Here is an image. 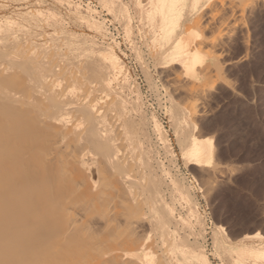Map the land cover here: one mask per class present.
<instances>
[{"label":"bare ground","instance_id":"bare-ground-1","mask_svg":"<svg viewBox=\"0 0 264 264\" xmlns=\"http://www.w3.org/2000/svg\"><path fill=\"white\" fill-rule=\"evenodd\" d=\"M129 1L130 3L136 6L135 7L136 9L138 8L137 10H139V15L141 14V16L143 17L142 19L148 21V24L151 25L150 30H152V32L158 36L155 39L160 43L161 53H159L157 56L161 57L160 60L162 61V64H160L161 62L159 63L160 66L158 69L160 70L161 68L162 70H168L167 74L165 72L164 75L166 74L165 79L167 78V80L170 82V83L166 82V83H169V86H171L170 89L172 90V87H173L174 88L173 90L175 91V93L181 92L182 95L181 93L179 95L183 97L184 96L187 97V99L185 97L183 98L185 100V103L183 104L181 103L182 105H185L184 112L186 113V115L184 116L182 112V115H181L182 121H183V117H185L184 118L185 124L188 123L187 121H190L192 123L193 128L195 127L196 129L197 121L195 122L193 120H196L198 116L206 112L204 111L205 105L208 103L209 99L210 100L212 99V98H209V97H212L211 96L212 94H210V91L213 89H214L213 91H215L216 89L213 87V85H210V83L207 81L212 77V75L210 76L208 74L210 73L212 74L213 70L211 71L210 69H208L211 72L208 71V73L206 74L207 69H205L209 63L207 64L205 62L204 52L209 53L210 49H206L207 45L206 47H202L203 45L201 44L199 45L196 44L197 46H194L195 43H202V40H206L207 36L211 38V36L206 35L207 33L203 34L205 39L203 38V36L200 37V32L199 30H197L198 28L196 29V27L199 26L198 25V23L200 22L199 19L204 20L205 22L209 20V23H210L211 21H213V19L211 21L210 19L214 18L213 16L218 14L217 12L220 11V9L223 12L229 11L231 15L233 14L232 17L234 16L235 9L238 8L239 12L237 13H242L243 9L240 10L238 7L239 4L235 5L236 2H234V0L232 1L234 2V4L229 2L231 0L229 1L227 0V2L225 0H98L100 4V8H102V10L108 11L110 13V11L114 9L119 14L122 10H123V13L127 11V6H128ZM216 1H217V5L219 6V8L216 9L218 10L217 12L216 10H214L215 8L213 6V5L216 6V4L214 3ZM242 1L245 2V0H240V2ZM240 2L238 0V3ZM243 2L242 4H240L242 7L246 5V3L249 1H246L245 4H243ZM31 3L35 4L36 2L35 3L31 2ZM41 3L43 4V2ZM201 3L204 8V9L201 8V10L202 9L206 10L208 8H210V10L212 11L214 10L213 12L209 11L210 13H208L209 9L206 10L208 16H210L209 19L205 20V18L207 17L205 16L206 13L203 11L205 13L204 15L205 17H202V18L204 19L200 18L201 15L199 14L200 17L199 18L197 17L198 19L196 21H194L196 19L195 18L191 20L190 22L186 23V21L190 20L189 19L190 15H192L193 12L197 10L198 6ZM249 3L250 4H247V6L250 5L252 8L255 6V4L260 5V1L259 3H255V2L253 4H251V2ZM211 6L214 9H212ZM241 6L240 8H242ZM250 6H248L249 7L248 10L251 8ZM78 7L82 9L81 6H78ZM7 8L8 7L6 6V3L3 4V2H1L0 0L1 15L4 17V19L6 20L8 19L7 23H5L6 22L5 20L4 22L0 20V264H210L206 250H204L202 246L198 245L194 239L192 240L191 238H189L190 236H187V234H182L184 232L183 230L184 228L182 229L183 230L182 233H179V228L180 229L182 228V227H179L180 225L182 226L185 223H189L192 221L191 223L197 224L200 227L199 231L197 229L198 232L196 231L197 232L196 234L201 236L202 227L204 226L205 216L203 213H202L203 215L201 213H198V210H199L198 206L195 204L194 200L189 194L188 187L182 184H178L176 180L172 179L173 184L176 187L177 193L179 194V196H182L184 198L186 202L185 206H188L189 212L186 213L187 217L184 219H183V216L182 218L177 217L176 215L178 214L175 212L176 213L175 215L174 213L175 208L169 206V208H166L164 214H161L162 213L161 212L160 214L157 215L156 213L155 216L157 217V219L150 220L151 225L148 221L149 220L148 218H147L148 220L144 219L143 215H141L143 216L141 217L140 215H138V213H136V208H139V209L141 208L139 204L144 199L139 200L137 196L133 195L135 193L134 191H132L133 194L129 192V188L132 187L131 185L132 183L123 184L121 181L120 183H118L119 181H116L118 183L117 184L116 182L115 183L112 182L115 185L117 184V186H115V191H116L115 195L106 197V196H102L99 194V192L102 191L101 185L104 188H107L108 186H106L107 185L106 183L110 181V184L108 183L109 187L106 189L107 191H109L110 188L113 186V184H111L112 178L109 177L110 180L106 181V177H107L106 174L108 175L110 171L112 170L108 166L112 167L113 169L114 168L116 169L117 165L127 162L129 158L125 156L127 151L125 152L124 156H119L118 153L116 154L114 147H116V149L118 150L117 145H119V148L121 147V149L123 146L121 145L122 143L120 141L118 142V144L116 143V141L117 140L122 141V138L124 136H126V138L127 136H129L131 142H133L134 145L135 144L142 145L146 140L147 142L149 141V138L148 136L146 137V133H145L146 126H145L144 118L146 120V117L144 116V114H142L140 110L141 106L140 108L137 107L139 105L138 103H140V99L135 98L136 95L135 94L133 95V92L135 91L134 85L127 80L129 78L126 79L125 72L128 71V65H126L127 66L126 67L125 66L126 62L124 60L123 61L125 63L121 61V58L119 57V54L121 52L119 53L117 46L112 44V45H108L107 47H105L106 46L105 45L104 49L106 48L107 51L104 52V49L102 51L100 50L102 52L101 53L102 55L101 58H103L102 61L100 59L99 61H96L95 57H94L95 60L93 57H84V59L82 58L75 59L74 57H72L74 59L71 58L70 60L64 57V54L63 56H60L59 50H58L59 53L55 51L56 48H53L54 46H51V44L43 48L39 47L38 45L39 41L35 40L37 39L36 38L37 36H34L35 35L34 33H32L34 35L25 34V37L24 38L22 37L23 39H20V40L19 39L17 40L16 36H14L16 38H12L13 36L12 37L10 36L11 31L8 32L7 30L10 29L9 27L11 26L13 27V24L15 25L18 24L19 26L25 28V29L23 28L22 30H28V31L29 29H32V26H29L30 22L28 21L24 22L23 19H21L23 22L20 21L19 18L23 16L21 13L16 12V10H13L7 13V10H6ZM258 8L260 9V7H257V9ZM39 9L38 10L35 9L36 10L35 13L31 10V12H33L34 14L30 13V16H33V18L35 17L36 19L38 18L40 19L41 17L39 16L42 10H39ZM43 9H45V7ZM44 11H45L44 14L53 15L52 13L46 12V10ZM245 11H244V14L246 13ZM57 13H59V11ZM113 13L114 11L112 12V14ZM229 13L226 12V14H229ZM75 14L77 15L76 12ZM246 14H248V11ZM257 14L259 15V13ZM231 15L229 14V16ZM236 15L237 14H235V17H234L235 19L237 18L242 19L241 16L243 14L242 15L239 14L240 17L239 16L237 17ZM196 16L197 14L195 15V17ZM223 16L221 15L220 18L218 17L219 18L218 21L216 18L217 16H215L216 23L219 25L221 24V26L223 24L226 25L227 19L230 20L229 16L227 17L226 16L223 17ZM222 17H223V20H221ZM43 18L44 16H42L41 20L43 22H46L47 20ZM224 18L226 21L224 20ZM234 18L232 20H234ZM78 19H79L78 21H80L81 18H78ZM238 19L236 20V23L237 21L241 22L243 20V19L242 20L241 19L238 20ZM219 20L225 21V23L223 22L222 24ZM96 21H97V18H96ZM192 21L194 22L192 23ZM1 22L3 24L5 23L6 25L5 26L2 25ZM143 22L142 24H144ZM239 22L237 23V26L239 24L238 29H241ZM116 23H118V21ZM137 23H139V21H137ZM201 23L199 24L201 25ZM230 23H232V21H230ZM236 23H232V24H236ZM241 23H243V21ZM18 25H17V28H18ZM51 25L50 27H48L49 31L53 29ZM203 25L204 24H202L201 27ZM219 25H217L216 27H219ZM212 26L213 28L215 27L214 23H212ZM232 26L230 28L234 29L235 25L233 27ZM36 27L38 26L36 25ZM206 27L205 29L207 30L203 32H209L210 30H212L214 32L221 31V33H224L222 32L223 30H220L221 27H219L220 29L214 28L216 29V31L212 27H208L209 28V31H208V28ZM223 27H224L225 35L227 36V34H230V32L226 31L225 26ZM226 27H229L228 24L226 25ZM202 29L203 27L200 30L201 34L203 33ZM19 30L20 29H18V31ZM139 30H140V33L143 31V30L141 31V28ZM28 31L27 33H29ZM106 31H108V29ZM69 32L67 31L65 33H69ZM127 32L128 30L126 29V33ZM146 32L144 31L145 34ZM214 32H211L213 37L215 36V34L217 35V37H220L223 35V34L218 35L219 32L218 33L217 32L214 33ZM232 32L234 31L231 30V33ZM238 32H240L241 34V30L240 31L238 30ZM246 32L248 33V30ZM92 33H94V31ZM136 33L137 32H135V35ZM131 34L132 33H130L129 35ZM147 34L150 35L149 31ZM40 35H44L43 31H42V34ZM57 35L59 34L57 33ZM74 35L76 37L77 32ZM103 35L104 34H102V36ZM65 36L67 35L65 34ZM131 36L130 38H133ZM234 36H237V34ZM55 37L57 36L55 35ZM237 37H239V34ZM130 38L127 36V39H130ZM220 38L222 39V37ZM228 38L230 39V37H227V40ZM246 38L247 37L243 39H246ZM221 39L219 41H221ZM53 40L56 41L55 39ZM137 40H139V37ZM197 40L200 42H196ZM231 40H233V37L232 39H230V41ZM234 40L232 42H234ZM46 41L49 42L48 39ZM207 41L209 42L210 40H206L205 42ZM215 41L216 39L213 40L212 43H214ZM245 41H247V39L240 43H244ZM43 42L44 41H42V43ZM143 42H145V40ZM217 43H221V42L217 41ZM246 43L247 42H245L244 44L246 45ZM68 44L69 43H67V45ZM153 45L156 46V49L154 50L156 52L157 48L159 47L157 45L159 44L157 45L152 44V46ZM221 45L219 46L221 47ZM225 45L228 46V44H225ZM234 46H236V44H234ZM242 46L243 45H241V47ZM76 47L78 46L76 45ZM150 47L151 46H149V48ZM201 47L204 49V52H202ZM66 49L67 51L69 50V45H68V48ZM213 51H211V53L214 54ZM228 51H230V48ZM243 51L249 52V51H246V48ZM64 53L67 54L66 51ZM225 54L227 55V53ZM222 55H224V53L221 54V56ZM214 56H216V54H214ZM152 57L154 56L152 55ZM244 57L246 58V55ZM218 58L217 60H219ZM236 60L238 59L236 58ZM229 61H232V60H230L229 58L228 63ZM220 62L222 63V61L220 60L218 66L221 65V67L220 66L219 67L224 68L222 66L223 63L221 64ZM140 63L142 62L140 61ZM172 65L173 66L177 65V66L174 68ZM209 66L210 64L208 65L207 68H212ZM177 67H179V69ZM87 68H90V70L92 71L91 74L89 75L90 77H92L89 83L86 81V74H87L86 71H88ZM159 70L157 71L159 72ZM79 71H83V73H80ZM179 71L182 73V76H180ZM202 71H204L206 75L205 74L202 75ZM161 73L162 72L158 74H161ZM215 74L217 75V73L213 74L214 79H216ZM164 75L162 73L161 76H164ZM204 76L205 77L207 76V79H205ZM218 76L219 75H217V79H219ZM221 78L222 79L224 78L223 80H226L225 78L227 77L222 76ZM214 79L209 80V81H213L212 83L214 84ZM222 79H219V80L223 82ZM167 80H164V81H167ZM202 80L205 82L207 81L208 83L205 84L204 82L205 85L198 84V82L203 83ZM186 83H190L191 85L189 86V84H187L188 86H185ZM228 83L230 84L231 82H228ZM162 84H164V82ZM222 84L224 85L225 81ZM163 86L161 87L164 88ZM220 87L218 88L220 89ZM122 89L130 90V92L127 94V97L124 94L126 98L124 97V95L122 96V93H123ZM174 91H171V92L174 94ZM233 93L235 92L233 91ZM215 95L216 94H214V96ZM175 96L176 97L174 98H177V95ZM188 99H190L189 100L190 104H188L187 102ZM169 100L173 102V98L171 95L169 96ZM180 100H181V97L179 99V102ZM183 101L181 100V102ZM126 103H130V106L131 107L133 106L134 111L138 108V111L140 112V115H141V118H139L137 122L135 120L132 121L130 125L132 129L126 128V126L120 125L114 122L112 124L111 123L108 124V121L110 122L113 116L114 115L116 116L117 114L115 112L116 105L120 104L119 112L122 111L124 113ZM200 108H202V111H199ZM116 111L118 112V110ZM130 112L131 111H129V113ZM167 112L168 111H166V115L169 114V113L167 114ZM208 112H210V110H207V115L209 114ZM137 114L139 113L137 112ZM123 116L125 117L127 115H123ZM151 117L154 122L153 130L155 131V134H158L157 136L160 139H163L165 142L166 134L160 128L159 121L153 115L149 116V119ZM123 120H125V118ZM126 120L128 121L130 119L126 118ZM130 122L128 123L130 124ZM176 122L177 120L174 121V124H176ZM171 124L174 126L173 122ZM187 127H188V124H187ZM197 128H198L197 130H199L198 135L201 136L200 134L201 127H197ZM82 138L86 139V142L88 143L87 146H89L93 150L96 149L95 154L96 155L98 154L96 161L99 162L101 166L99 164L98 165L101 168L98 166L94 167L93 164H91L89 160H87V158H85L81 154L82 153L81 151L83 150L80 151V149H85L81 147L80 145L81 142L79 140H82ZM127 141L125 140V142ZM178 141L179 143L184 144L183 147L181 145L180 146L182 147L181 149L182 155H183L182 158L186 159L187 161L186 164H191V165L194 164L195 166L196 165L199 166L200 168L199 167L197 168L200 169L199 174L201 175L204 172H206L205 169H203V162L208 158V156L210 155V152L213 150L212 145H211L212 143L208 142L207 140H200V138L196 137L194 134H186L180 137ZM167 143H164V145H166ZM130 145L132 144L130 143ZM168 145L170 144L168 143ZM160 146H161V143H160ZM134 147L135 146L132 145L133 151H134ZM147 148H148V145H147ZM63 149H66L67 151ZM123 149L120 150V154H122L121 152L123 151ZM165 150L167 151V149ZM137 151L138 150L134 152H137ZM132 154L136 155V153H133V152ZM141 156H142V153H141ZM153 156L154 155H152V157ZM135 157L134 159H136ZM138 160L144 163V160L146 159H138ZM148 161H150L149 158H148ZM130 162L131 161L129 160V163ZM138 164H141V163H138ZM124 165L125 167H127L125 170H128V171H122V172L123 173L125 172L126 174L127 172H129L130 174V172H133L134 170L137 169L135 167L136 169L134 170L132 169L133 171H131V169H129L130 164L129 166L128 164L127 165L124 164ZM147 166L150 167V165L148 164ZM212 167L213 166L209 167V169L214 168ZM118 168L117 170H119ZM148 169L149 168H147L146 173L150 172L148 171ZM209 169L207 171V174L209 172ZM103 172H105V175L103 174ZM136 173L138 172L136 171ZM161 173L162 172H160V174ZM102 175L106 177H103ZM113 175L114 173L111 174L110 176H113ZM120 175L122 174L121 173L119 174V178L121 179L126 177L125 175L124 177L123 176L120 177ZM130 175H128V178H130L129 177ZM212 175H208V176L211 177ZM116 176L117 174H115V177ZM101 177H103L102 180H104V182L106 181V183H104L101 180ZM137 177H142V176H137ZM143 178H144V175H143ZM148 178L150 179L149 176ZM158 178L159 177H157V180ZM99 181L100 182L102 181L106 185L101 184L102 182L100 183ZM150 181L151 180H149L148 182L152 184ZM203 181L201 182L203 183L202 185H204ZM164 182L165 181H163V183ZM144 184L146 185V183ZM154 187H156L155 183H154ZM140 188L142 189V187ZM152 188H151V191L153 192ZM169 189H171V187ZM111 190H113V188H111ZM133 190H134V187H133ZM147 190H148V187H147ZM107 191L106 193L109 194V192ZM151 191L150 192L148 191V192L151 194ZM155 195L156 194L154 193V196ZM154 200H158V199H154ZM145 202H147V200ZM148 203H150L151 205L150 200ZM147 205L149 206V204ZM141 206H143V204H141ZM156 207L158 206L156 205ZM142 208L140 209L141 211H142ZM139 209H138V212H139ZM192 216L193 218L195 217V219H192L191 218ZM145 223L146 224L149 223V225L154 228L153 232L156 233V238L155 240L152 239L153 241L151 240V238H154V237H151L150 235H148L150 236L149 242L152 241L151 244H148L149 243L148 239H146V237L143 235V233L146 232L145 230H143V226ZM215 225L216 224H214V227L212 226L213 229H211L213 231L212 235L214 236L212 241H213L214 250H217L219 252L220 251V246H219L220 243L218 241L219 237L217 236V234L214 235V232L216 231L218 232L217 228H215L216 227ZM212 227L208 228L209 232H210V228ZM192 230H193V233L195 234L194 229ZM252 236H258L259 239L261 238L257 245L251 244L250 240L252 239ZM221 237L226 242L225 246L229 249L232 248L235 251L234 252L235 259L233 260L234 264H264V236L263 235H260L259 233H255L252 235L246 234V235H243L240 239L236 240L235 242H231V240L226 239L224 236H221ZM254 242L256 241L254 240Z\"/></svg>","mask_w":264,"mask_h":264},{"label":"rangeland","instance_id":"rangeland-1","mask_svg":"<svg viewBox=\"0 0 264 264\" xmlns=\"http://www.w3.org/2000/svg\"><path fill=\"white\" fill-rule=\"evenodd\" d=\"M8 1L10 4L8 3ZM46 1H48V2H46ZM225 1L227 2V0H225ZM232 1L233 0H231L229 2H231L233 4H234V2H236L235 5H238V4L240 5L243 2V1L240 2V0H239L240 3H238V0L237 1L234 0V2H232ZM246 1L251 2V4H253L254 2L259 3V1H260V5L255 4V6L253 8L250 5H248L252 8V10H251V8L249 9L253 12L252 13L251 11L248 10L249 7L247 6V4H250V3L249 2L246 3ZM253 1L245 0V2H243V4L246 3V5H244L243 7L240 5L242 8H240V6L238 5L240 10L243 9L242 10L243 12L241 11L242 13H237V12H239V10L237 8L234 10L236 13L233 11L234 12L233 17H232L233 14L231 15V13H229V11L225 10L231 16H229V14H226V12H223L221 9H220V11L216 10L217 8H219V6L217 5V1L214 2L216 4V6L213 5L215 9L212 8V6H211V8L216 10V12L218 11L217 12L218 14L214 15L213 16L214 18H211L210 21L213 19V21H211V22L214 23V26H215L214 28L217 29V28L221 27V29L220 28L219 29L223 30L222 32H224V33H221V31L220 32L216 31V29L213 28L212 23L211 22H210L211 24L209 23V20L205 22L204 20L199 19V21H200L199 23L202 22L201 25L204 24L202 26L203 27L202 32L207 30V29H205V27L209 24L206 28L212 27L217 33L218 32L220 33V34L218 33V35L223 34L222 36H220V37H222L223 40L220 37H217L216 34H215V36H214L215 38H214L212 36V33H211L214 31H212V30L209 31V28H208L209 32H203L201 34L200 30L202 27L198 23L199 26L196 27V29L198 28L197 30H199V32H200V37L203 36V38H204L203 34H205V33H207L206 35L211 36V38H209L207 36L206 40H210L209 42L208 41L205 42L206 40H202V43H195V45H194V46H197V45L201 44V45H203L202 47H206V45H207L206 49H210L209 53H207V52H204V49L201 47L202 52H204V55H205V62L207 64L208 63L210 64L209 67H212V68H207L209 65L208 64L206 66V68L205 67H203V68L207 69L206 74L209 71L208 69H210L211 71L213 70L212 74L211 73L208 74L210 76L212 75L211 78L209 77L210 78L209 80L214 79L213 78L214 73H217V75H219L218 76L219 79H222L221 78L222 76L227 77V78H225L226 80H223L224 79L223 78L222 79L223 82H222L221 80L217 79V75L215 74L216 79H214V84L212 83L213 81L207 80L210 83V85H213V87L216 89H215V91H213L214 89L210 91V94H212L211 95L212 97H209V98H212L213 100L209 99L208 103L205 105L204 111H206V112L201 114L200 116H198L199 118L197 117L196 120H193L195 122L197 121V124L195 123L197 125L196 129H195V127L193 128L192 123L190 121H187L188 122L187 123L188 127H187V124H185V121H184L185 117H183V121H182V116H181L182 112H183L184 116L186 115V113L184 112V110H185L184 106L185 105H182L183 103H185V100L183 99L185 96L184 97L181 96L182 95L181 92H180L181 95H179L180 94L179 92L175 93V91L173 90L174 89L173 87H172V90L170 89L171 88V86H169L170 82L167 80V78L165 79L168 70H162L161 68H160V70L158 69L160 64H162V61L160 60L161 57L157 56L159 53H161L160 43L155 39L158 36L155 33H153L152 30H150L151 25L148 24V21L142 19L143 17L141 16V14L139 15V10H137L138 8L136 9L135 8L136 6L133 5L132 3H130V1L128 3L129 7L127 6V11L125 13H123V10H122L119 14L114 9L112 11H110V13L108 11L102 10V8H100V4H99L98 0H97V2H96V0H55V1L54 0H44V1L43 0H34V1H32V0L31 1L30 0H22V1L21 0H15V1L14 0H11V1L10 0H1V2H3V4L6 3V6L8 7L6 9L7 13L11 12L13 10H16V12H19L23 16L24 15L26 16V17L24 16L25 18L23 16H22L23 18L20 17L19 18L20 21H22L21 19H23L24 22L28 21V22H30L29 26H32V29H29V31L28 30H22L24 27H21L18 24H17L18 28H17V25L13 24L14 29L12 26L9 27L12 30L5 29L8 32L11 31L10 36L11 37L13 36L12 38L17 37L16 38L17 40L23 39L25 37V34L31 35L32 33H34L35 35L34 34H32V35L37 36L36 37L37 39H35V40L39 41L38 42L39 47L43 48V47L49 46L51 44V46H54L53 48L57 49V50L55 49V51L58 52V50H59L60 53L59 52L58 53L60 56H63V54H64V57H66L70 60L72 57H74L75 59H77V58L78 59H81V58L84 59V57H93V58L95 57L96 61H99V59L102 61L103 58H101L102 57L101 51L104 49V46L106 45L105 47H107L108 45H112V44L117 46L119 53L121 52L119 54L121 61L123 63L126 62L125 66L128 65V71H130V72H128V71L125 72L126 79L129 78L130 80L129 79H127V80L134 85L135 91L133 92V95L134 94L136 95L135 98L140 99V103H138L139 105L137 107L140 108V106H141L140 110H141L142 114H144V116L146 117V120L144 118V122H145V126H146L145 133H146V137L148 136L149 141L147 142V140H146L142 145L141 144H138V145L135 144L134 145L133 142H131L129 136H127V138H126V136H124L123 137L124 139L122 138V141L117 140L116 141L117 144L120 141L122 143L121 145H123L125 147L122 146V149L123 148L124 149L121 152L122 154H120V150H122L121 147L119 148V145H117L118 146V150H117L116 147H114L115 146L114 145L113 147H114L116 154L118 153L119 156H124L126 151H127V153L130 151L128 154L126 153V155H125L126 157H129L130 159L128 158L127 162L117 165V168L120 167V168H118L119 170H117V168L116 169L114 168L115 169L114 170L112 167L108 166L109 168L112 169L111 171L109 169L110 173L108 175L106 174V176L108 178L106 176H104L105 172H103L104 175H102V176L106 177V181H108V180H110V178H112L111 184H113L112 182L115 183L116 181H119L118 183H120V181H121L123 184H125V183L131 184L132 183L131 184L132 187L129 188V192L131 194H133L132 191H134L135 193L133 195L137 196L139 198V200L144 199L143 201L141 200L142 202L139 204L141 208L143 207L142 211L140 210L141 208L140 209L136 208V213H138V215H140V216L143 215L144 217L143 216H141V217H143L144 219L148 218L149 220L148 219L147 220L149 221V223H150V220H156L157 219V217L155 216L156 213H157V215L160 214L161 212H162L161 214H164L166 208H169V206L175 208L174 213L176 212L178 214V215H176V213H175V215L177 217L182 218V216H183V219L186 218L187 217L186 213L189 212L188 206H185L186 202H185L184 198L182 196H179V194L177 193L176 187L173 184L172 179L176 180L178 182V184H182V185L188 187L189 194L191 195L195 204L198 206V209H199L198 213H201V214L203 213L205 216L204 217V226L202 227V235L203 236L196 234L200 230V227L197 224L191 223L192 221L189 222L191 224L185 223L182 226L180 225L179 227H182V228L181 229L179 228V233H182V231L184 230V232L182 234H187V236H190L189 238H191L192 240L194 239L198 245L202 246V248L204 250H206V252L208 254V259L210 261V264H228V262H229V264H234L233 260L235 259V253H234L235 251H234V249H232V248L229 249L225 246L226 242L224 241V239L221 236H224L226 239L231 240V242H235L236 240L240 239L243 235H246V234L252 235L255 233H259L260 235L264 236V0H258V1L253 0ZM27 2H29V3H27ZM31 2H33V3L36 2V3L32 4ZM41 2H43V4ZM261 2H262V4H261ZM13 3H15V4H13ZM19 4H20V6H19ZM12 6H13V8H12ZM78 6H81L83 10ZM130 6H131V8H130ZM44 7H45V9H43ZM70 7H72V8H70ZM255 7H256V9H255ZM257 7H260V9L259 8L257 9ZM27 8L29 11L27 10ZM37 8L38 9L40 8L39 10H42V12H41L42 14L40 13L39 17L42 18V16H44L43 19H46L48 22L47 21L43 22L41 20V18L36 19L35 17L33 18V16H30V13L31 14L33 12L35 13V11L38 10ZM201 8H203L202 3L198 6L197 10L194 11L192 15H190V18H189L190 20L186 21V23L190 22L191 20H193L195 18L196 19L194 21H196L200 17V15H201L200 18L206 16L207 18H205V20L209 19L210 16H208L206 10L209 9L208 13H210L212 10H210V8H208L206 10H203L204 9L203 8L201 10ZM134 9H136V10H134ZM254 9H255V11H254ZM31 10L33 12H31ZM44 10H46V12L52 13L53 15L44 14V12H45ZM26 11L29 14H27ZM58 11H59V13H57ZM113 11H114V13L112 14ZM203 11L206 13V15ZM244 11L246 13L248 11V14H246V13L244 14ZM75 12L77 13V15L75 14ZM115 12H116V14H115ZM134 12H136V13H134ZM201 12H203L204 14ZM257 13H259V15ZM65 14H66V16H65ZM194 14L195 15L197 14V16L195 17ZM220 14L222 16L224 14V16H226V17L229 16L230 20L227 19V21H226L224 18V20L226 21V25L228 24L229 27H226V25L223 24V22L225 23V21H221V20H223L224 16L221 18V20H219L223 24L222 26H221V24L219 25L216 23V18L218 21V19L221 17ZM235 14H237L236 15L237 17L238 16L240 17L239 14H241V15L243 14L241 16L243 20L241 18L238 19L236 17L238 20L241 19L243 21V23H241L242 21L241 22L237 21V23L238 22L240 23L241 29H238L239 24L237 26V23H236L237 19L234 18ZM122 15L123 16L125 15V16L123 17ZM219 15H220V17H219ZM244 15H246V16H244ZM1 16L2 15L0 12V20L3 22L5 20L6 21L5 23H7L8 19L6 20V19H4L3 16L2 17ZM116 16L117 17L119 16V17L117 18ZM215 16H217V17L215 18ZM78 18H81L80 21H78L79 20ZM96 18H97V21H96ZM137 18H139V19H137ZM233 18H234V20H232ZM202 19H204V18H202ZM83 20H85L86 22ZM41 21H42V23H41ZM117 21H118V23H116ZM137 21H139V23H137ZM194 21H192V23ZM230 21H232V23H236V24H232V23H230ZM36 22L37 23L39 22V23L37 24ZM57 22H59V23H57ZM129 22H130V24H129ZM142 22L144 24H142ZM5 23L4 24L2 23V25L5 26L6 25ZM71 23H73V24H71ZM85 23H87V24H85ZM205 23H207V24H205ZM101 24H103V25H101ZM216 24L219 25V27H216L217 26ZM231 24L233 26L235 25L234 29L230 28L232 26ZM36 25L38 27H36ZM50 25L53 27L52 30L54 31L55 34L53 33L52 30L49 31L48 27H50ZM134 25L138 28H136ZM244 25H245V27H244ZM61 26H62V28H61ZM129 26H131V27H129ZM144 26H146V27H144ZM223 26H225L226 31L230 32V34H227L228 32L226 33L227 36L225 35V31H224ZM56 27L57 28L59 27V28L57 29ZM89 27H91L92 29ZM133 27H135L136 29ZM139 27L141 28V31L143 30L142 31L143 33L142 32L140 33ZM222 27H223V29H222ZM29 28H31V27H29ZM236 28L239 31L241 30V34H240V32H238V30ZM18 29H20V30L18 31ZM63 29H64V31H63ZM107 29H108V31H106ZM126 29L128 30L127 33H126ZM147 29H148L150 35L147 34L148 33ZM229 29L233 30L234 32L231 33V30H229ZM243 29H245L246 31L248 30L249 34ZM36 30H38V31H36ZM71 30H72V32H71ZM117 30H118V32H117ZM27 31L29 33H27ZM42 31H43L44 35H40V34H42ZM67 31L68 32L70 31V32L65 33ZM93 31L96 34V36L94 33H92ZM144 31L145 32L147 31L146 34L144 33ZM22 32H23V34H22ZM38 32H40V33H38ZM76 32H77V35L75 37L74 34H76ZM135 32H137L136 35H135ZM216 32H214V33H216ZM14 33H16V34H14ZM18 33H19V35H18ZM37 33H38V35H37ZM46 33H47V35L48 34L49 35L47 36ZM57 33L59 35H57ZM109 33H111V34H109ZM124 33L126 36L124 35ZM130 33H132L131 34L132 36L129 35ZM235 33L237 34V36L239 34V37L234 36V35H236ZM65 34L67 36H65ZM102 34H104V35L102 36ZM51 35H53V36H51ZM55 35L57 37H55ZM73 35L75 38L73 37ZM147 35H148V37H147ZM228 35H230V36H228ZM14 36H16V37H14ZM45 36H47V37H45ZM106 36H108V37H106ZM127 36L129 38H130V36L133 38L127 39ZM111 37H112V39H111ZM138 37H139V40H137ZM227 37H230V39H232V37H233V40L235 39L236 41L234 40V42H232L233 40L230 41L229 38L227 40ZM245 37H247L246 38L247 41H245V42H247L246 45L244 44L245 42L240 43V42H243L244 40H246V39H243ZM141 38H143V39H141ZM203 38H201V39H203ZM212 38H213V40L216 39V41H215L216 43L215 42L212 43V41H213ZM47 39L49 40V42L50 41L51 42L49 43L48 41H46ZM50 39H52V40H50ZM53 39H55L56 41H54ZM99 39L100 40L102 39L101 42ZM220 39H221V41H219ZM64 40H65V42H64ZM144 40H145V42H143ZM42 41H44L45 43L47 42V43L46 44L44 42L42 43ZM52 41H53V43H52ZM151 41H152V43H151ZM217 41L221 42V43H217ZM229 41H230V43H229ZM238 41H239V43H238ZM57 42H59V43H57ZM196 42H200V41L197 40ZM67 43H69L68 44L69 45L68 51L66 49V48H68ZM73 43H75V44H73ZM233 43L236 44V46H234ZM152 44H156V45L159 44V45H157L159 47L157 48L156 52L154 51L156 49V46L153 45L154 46V48H153ZM218 44L219 45L222 44L221 45L222 48ZM225 44H228V46H230V47H228ZM41 45H43V46H41ZM64 45H65V47H64ZM74 45H75V47H74ZM76 45L78 47H76ZM148 45L151 46L150 47L151 49L149 48ZM241 45H243V46L241 47ZM100 47H102V48H100ZM213 47H214V49H213ZM229 48H230V51H228ZM245 48H246V51H249V52L243 51V50H245ZM234 49H236V50H234ZM64 50L67 52L68 55L66 53H64L65 52ZM94 50H95V52H94ZM106 51L107 50L105 48L104 52H106ZM211 51H213L214 54H216L217 58L219 56V58H218L219 60H217L216 56H214V54L211 53ZM219 51H220V53H219ZM233 51H235V52H233ZM135 52H136V54H135ZM222 52L224 53V55L221 56V54H223ZM210 53H211V55H210ZM225 53H227V55ZM243 53H245V54H243ZM95 55L97 57L99 55L98 59ZM152 55L154 57H152ZM245 55H246V58L244 57ZM74 58H72V59H74ZM95 58H94V60H95ZM229 58H230V60H232V61H229L230 64L228 63ZM236 58L238 60H236ZM220 60L222 61L223 64L221 62L220 63L222 64V66L224 68H220L221 65H219L220 67L218 66ZM223 60H224V62H223ZM234 60H236V61H234ZM103 61H105V60H103ZM140 61L142 63H140ZM157 63L158 64L160 63V64L158 65ZM226 65H227V67H226ZM228 65H230V66H228ZM176 66L177 65H174L173 67L175 68ZM177 68L179 69V67H177ZM229 68H231V69H229ZM205 69H203V70H205ZM87 70L88 71L85 70L87 73L86 74V81L89 83L90 80L92 79V77L89 76L92 71L90 70V68H87ZM157 70H159V72ZM211 71H209V72H211ZM79 72L83 73V71H79ZM160 72H162L163 75L165 72H166V74L164 76H161L162 73L158 74ZM179 73H180V76H182V73L180 71H179ZM204 74H205L204 71H202V75H204ZM221 74H222V76H221ZM225 74H227V75H225ZM161 77H163V78H161ZM204 78L207 79V76L206 77L204 76ZM205 79H203V80H205ZM164 80H167V81H164ZM203 80H202L203 83L198 82V84H204L205 81H203ZM207 81L205 82V84L208 83ZM219 81H221V82H219ZM224 81H225V84L223 85L222 83H224ZM227 81L231 82V83L229 84ZM163 82H164V84H162ZM166 82H169V83H166ZM165 84H166L167 88H166ZM187 84H189V86L191 85L190 83H186L185 86H188ZM230 85H232V86H230ZM161 86H163L164 88H162ZM168 86H169V88H168ZM218 87H220V89ZM226 87H227V89H226ZM163 89H164V91H163ZM123 90L124 89H122V92H123L122 96L125 94L127 97V94L130 92V90H128V89H125L124 91ZM220 90H222V91H220ZM232 90L235 93H233ZM171 91H174V94ZM215 92H217L218 94ZM227 93H229V94H227ZM168 94H170L172 96L173 102L169 100L170 95H168ZM214 94H216V95L214 96ZM125 95H124V97H125ZM175 95H177V98H174V97H176ZM180 97H181L182 101L184 100L183 102H181V100L179 102ZM185 98L187 99V97H185ZM214 99H216V100H214ZM189 100L190 99H188V101H187L188 104H190ZM119 105H116V107H115V112L117 113L116 116L114 115L113 118L110 120V122L108 121V124L109 123L112 124L114 122V123H118L120 125H124V126H126V128L132 129L130 126L132 121L135 120L137 122L138 119L141 118V115H140V112L138 111V108L134 111L133 106L131 107L130 103H126L124 113H123L122 111L119 112L120 111ZM126 105H128L129 107ZM134 107H136V106H134ZM206 108H207V110H210V112H208L209 113L208 115H207ZM128 109H130V110H128ZM116 110H118L119 113ZM144 110H145V112H144ZM129 111H131L130 112L131 114L129 113ZM136 111L139 114H137ZM166 111H168L167 112V114L169 113L168 115H166ZM199 111H202V108H200ZM134 114H135V116H134ZM123 115H127V116L124 117ZM152 115L155 116V118L159 121L160 128L166 134L165 142L163 139H160L157 136L158 134H155V131L153 130V125H154L153 119H152V117L149 119V116H152ZM203 115H205V116H203ZM123 117L125 118V120H126V118L130 119V120H128V121L126 120L127 121L126 122L125 120H123L124 119ZM118 118H119V120H118ZM175 120H177L176 124H174ZM198 121H199V123H198ZM128 122H130V124ZM172 122H173L174 126L171 124ZM197 127H201V131H200L201 136L198 135L199 130H197L198 129ZM186 134H194L196 137L200 138V140H207L208 142L212 143L211 145H212L213 150L210 152V155L208 156V158L203 162V169H205V171H206L203 173L205 176L203 174H202L203 176L201 174H199L200 173V169H199L200 167L199 166H197V165L195 166L194 164H192V165L186 164V162H187L186 159L182 158L183 155H182L181 149H182L184 144L179 143L178 139L180 137L186 135ZM127 139H128V141H127ZM154 139H156V140H154ZM157 139H158V141H157ZM125 140L127 142H125ZM79 141L81 142L80 143L81 147L85 148V149H80V151L83 150V151H81L82 152L81 154L85 158H87V160H89V162L91 164H93L94 167H97V166L100 167L101 165L99 164V162L96 161L97 156H98V154L97 155L95 154L96 149L93 150L92 148L87 146L88 143L86 142L85 138H82V140H79ZM167 142L170 145H168ZM130 143L133 146H135L134 151L138 150L137 152L133 151L132 145H130ZM160 143H161V146H160ZM164 143H167V144L164 145ZM147 145H148L149 149L147 148ZM166 146H168V147H166ZM165 149H167L168 152ZM63 150H66V149H63ZM132 152L136 153L137 156L135 154L133 155ZM141 153H142V156H141ZM165 153H166V155H165ZM152 155H154V156L152 157ZM134 157L136 159H134ZM147 157L149 158L150 161H148ZM138 159H146V160H144V163H143L142 161H140ZM129 160L131 161L130 163H129ZM155 161H157V162H155ZM135 163H137V164H135ZM138 163H141V164H138ZM145 163H146V165H145ZM124 164H126V165L128 164V166L130 164L129 169H131V171H133L136 168L137 169L139 168V169L138 170L136 169L133 172H130V174L132 176L129 174V172H127V174L124 172L125 173L124 174L122 171H128V170H125L127 167H125ZM147 164L150 165V167L147 166ZM215 165H217V166H215ZM145 166L147 168H149L148 169V171H150L149 173H146L147 168ZM211 166L214 167V168L212 167L214 170L211 168H210L211 170L209 169V167H211ZM197 167H199V168H197ZM205 167L206 168L208 167V168L206 169ZM144 168H146V169H144ZM208 169H209V172L207 174ZM159 170H160V172L163 173V175H162V173L160 174ZM136 171L138 173H136ZM215 171H217V172H215ZM111 172L114 173L113 176H110L111 174H113ZM119 172L122 174V175H120V177L121 176L124 177V175L126 177H124L123 179L119 178V174H120ZM115 174H117L118 177L117 176L116 177L118 178V180L115 177ZM133 174H134V176H133ZM150 174H152V175H150ZM154 174L155 175L157 174V175L155 176ZM128 175H130L129 176L130 178H128ZM143 175H144V178H143ZM208 175H212L214 178L212 176L210 177ZM137 176H142V177H137ZM148 176L150 177V179L148 178ZM103 177H101V180L103 179ZM157 177H159L158 180H157ZM207 179H208V181H207ZM99 180H100V178H99ZM131 180H132V182H131ZM149 180H151L150 182L152 184H150L148 182ZM102 181L104 182V180H102ZM106 181L104 183H106ZM163 181H165V182L163 183ZM202 181L204 182V185H202L203 184V183H201ZM103 182L101 184H104ZM108 183L110 184V181ZM108 183H106L107 185L106 184H104V185L109 187ZM135 183H137V184H135ZM144 183H146V185ZM154 183H155L156 187H154ZM117 184L116 185L113 184L112 187L110 186L111 188H113V190H111V188H110L109 191L106 190L108 187L104 188L101 185L102 191L99 192V194L102 196H106V197L115 195L116 194L115 186H117ZM143 184H144V186H143ZM148 184H149V186H148ZM150 185L151 186L153 185L152 186L153 188ZM146 186L148 187V190H147ZM133 187H134V190H133ZM140 187H142V189ZM170 187H171V189H169ZM189 187H191V188H189ZM151 188L156 195L159 194L158 195L159 197L156 195L154 196V193L151 191ZM156 189L159 191V193ZM105 190L107 192H109V194L106 193ZM138 191H140V192H138ZM146 191L148 194L146 193ZM148 191L149 192L151 191V194ZM160 191H161V193H160ZM173 194H175V195H173ZM147 197H149V198H147ZM154 199H158V200H154ZM146 200H147V202H145ZM149 200L151 202V205H150V203H148ZM152 200H154V201H152ZM163 201H165V202H163ZM160 202L163 203L164 205L161 204ZM141 204H143V206H141ZM147 204H149V206ZM153 204H154V206H153ZM156 205L158 207H156ZM138 209H139V212H138ZM155 211H157V212H155ZM143 212H144V214H143ZM191 218L195 219V217L193 218V216ZM193 222H194V220H193ZM149 223H147V224L145 223L143 226V230L146 231L145 233H143V235L146 237V239H148V242L150 241V236L154 237V238H151V240L152 239L155 240V238H156V233L153 232L154 228L151 227L150 226L151 223H150V225H149ZM214 224H216L215 228H217V230H218V232L217 231L214 232V235L217 234V236L219 237L218 238V241L220 243V245H219L220 251L219 252L217 250H214L213 241H212L214 236L212 235L213 231L211 229H213ZM194 226H195V228H194ZM207 226H209V227L213 226L212 228H210L211 233L208 232ZM192 229H194L195 234L193 233ZM197 229H198V231H197ZM219 232H220V234H219ZM148 235H150V236H148ZM207 235H209L208 243L211 246V248H210V246L208 247V245H206L207 241H206L205 237ZM199 236L202 238H200ZM260 239L258 238V236H252V239L250 240V242L252 245H257L259 243ZM254 240L256 242H254ZM152 241L149 242L148 244H151ZM215 251H217V252H215ZM232 251H233V253H232Z\"/></svg>","mask_w":264,"mask_h":264},{"label":"built area","instance_id":"built-area-1","mask_svg":"<svg viewBox=\"0 0 264 264\" xmlns=\"http://www.w3.org/2000/svg\"><path fill=\"white\" fill-rule=\"evenodd\" d=\"M208 228H209V226H207V229H208ZM208 232H209V229H208ZM206 238H207V239H206V241H207V242H206V245H208V247H209V246H210L209 243H208V241H209V235H207ZM210 248H211V246H210Z\"/></svg>","mask_w":264,"mask_h":264}]
</instances>
